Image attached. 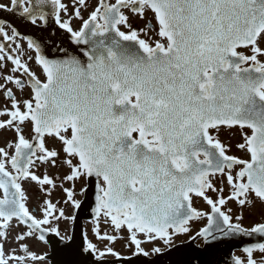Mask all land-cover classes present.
<instances>
[{
    "label": "snow or ice",
    "instance_id": "1",
    "mask_svg": "<svg viewBox=\"0 0 264 264\" xmlns=\"http://www.w3.org/2000/svg\"><path fill=\"white\" fill-rule=\"evenodd\" d=\"M87 8L0 0V12L35 26L22 36L0 18V41H26L0 42V130L16 133L0 147V264H52L56 249L82 257L72 264H134L150 255L144 244L172 245L197 220L206 224L192 241L227 246L231 264H264V212L244 222L246 209L264 206V0H97L85 18ZM236 130L248 158L221 139ZM25 184L40 195L36 211ZM57 189L63 200L51 199ZM85 207L103 248L86 231L73 248ZM14 227L18 246L7 250Z\"/></svg>",
    "mask_w": 264,
    "mask_h": 264
},
{
    "label": "rangeland",
    "instance_id": "2",
    "mask_svg": "<svg viewBox=\"0 0 264 264\" xmlns=\"http://www.w3.org/2000/svg\"><path fill=\"white\" fill-rule=\"evenodd\" d=\"M65 2H70V0H65ZM113 2H114V0H113ZM96 3H97V0H88V8H87V10L82 9V14L84 15L85 18H87L89 13L96 6ZM138 21L142 22V24H138V27L139 26L144 27L145 21L141 20L139 18L133 19L132 23L135 25ZM79 24H80L79 20H76V19L73 20V25L74 26L78 27ZM8 66L10 67L11 64H8ZM32 68H33V70H35L37 72L39 71L34 63H32ZM20 95L21 94L18 92L17 96H20ZM23 95H24V97H28L29 96V92L26 90L23 93ZM5 102L6 101H5L4 96L2 94H0V106H3L5 104ZM0 119H6V117H0ZM24 134L26 136H28L29 138L31 137V128H30V126L26 127ZM15 139H16V133L14 131H11V130H0V145L2 147H4L10 141H15ZM221 139L226 144H228L230 146V149H231L230 154L237 155V156L242 157V158H248V155L245 152H243V151H241V150L236 148V144L243 142L242 138H241V135H240L238 130L235 131V134H232V133H229V132L222 133L221 134ZM53 143H55V141L48 140L49 146H51ZM64 171H65L64 169H60V170L50 169L49 170L50 173H57V174H60V175H62ZM26 186H28V185L26 184ZM27 189L29 191H32V193H36L37 192L36 188L32 189L30 187H27ZM225 194H227V187L226 186H225ZM210 195L215 197L216 194L215 193H210ZM39 197H40V195L39 196H35L34 195V201L35 202L32 205L33 209L34 208L37 209V206L39 204V201H38ZM63 198H64V194L59 189L55 190L53 192V194H52V197H51V199H53L54 201L55 200H63ZM195 206H196V208H198L200 210L210 211L209 205H207L206 202L204 200H201L200 198H196L195 199ZM228 207H231L234 212H238V208H237V205L235 203H231L230 202ZM67 210L71 211V209H67ZM262 212H264V206H261L260 204H257L256 207L251 209V210L246 209L245 212H244V215H245V221L244 222H245V224L246 225H252L253 223L260 221ZM205 224H206V220H197V221L191 222L190 223V227H191L190 234H181V235H178V236H174L173 237V244L172 245H165L164 244V247L168 248V249H171V248H173L174 246H176L178 244L187 243L188 241L191 240L190 236H194L196 234V232L201 227H203ZM93 228H94V226H90L89 227V234L91 236L90 240L93 243H96L101 248H103L106 244L110 243L108 241L97 240V238L95 237V235L93 233ZM19 231H21V228H19V227H14L11 230L8 242L5 245L7 250H11V249L17 248L18 242L15 240V236H16V234ZM101 231L102 232L106 231L109 234H113L112 233V228L109 225H105L103 223V220H101ZM117 235L119 236L120 234H117ZM123 235L127 236V233L125 232V233H123ZM29 243L32 245V248H33L34 251H37V252H40V253L49 252V248H47L43 244H40V243H38L36 241H29ZM198 245L202 246L203 242L202 241L198 242ZM113 246H114L115 249L120 251L121 254L124 255V256H131L132 252L134 251V248L130 249V248L126 247V240H124V239H118L117 242L115 243V245H113ZM237 255H241V253H238Z\"/></svg>",
    "mask_w": 264,
    "mask_h": 264
},
{
    "label": "water",
    "instance_id": "3",
    "mask_svg": "<svg viewBox=\"0 0 264 264\" xmlns=\"http://www.w3.org/2000/svg\"><path fill=\"white\" fill-rule=\"evenodd\" d=\"M5 16H7L10 21L16 20L17 24L19 25L18 30L21 32L22 36L31 34V32L35 31V26H32L31 28L27 27V22L25 21L21 23V18L13 16L12 14L0 12V18ZM0 42H4L12 48V43L8 41ZM79 216L80 219L76 230V242L73 246L74 249H78L80 244L83 242L81 232L84 231L85 224H89L90 222L94 221L91 207H85L82 209L79 213ZM200 241L203 242V240L197 238L196 241L191 240L187 243L177 245L167 252L155 256L154 258H132L134 264H194L196 260H198L200 264H231V257L227 255V246L214 243L213 247L205 249L203 245H198V242ZM80 259H82V257L75 254L74 252L68 253L61 251L60 249H56V251L53 253L52 264H72V262L78 261Z\"/></svg>",
    "mask_w": 264,
    "mask_h": 264
},
{
    "label": "built area",
    "instance_id": "4",
    "mask_svg": "<svg viewBox=\"0 0 264 264\" xmlns=\"http://www.w3.org/2000/svg\"><path fill=\"white\" fill-rule=\"evenodd\" d=\"M28 186H26V184L24 185V187H25V189H26V191H27V194H28V196H29V207H30V209H32V210H34V211H36L37 209L36 208H32V205H33V203L35 202L34 201V195L35 196H39V193L38 192H36V193H32V191H29L28 189H27V187H30V188H32V189H34V188H36L35 187V185L34 184H27ZM34 187V188H33ZM38 201L40 202V197H39V199H38ZM38 214V213H37ZM95 227V226H94ZM90 236V235H89ZM149 253H150V255L149 256H153V255H155L156 253H154L153 251L151 252V250H147ZM163 251V250H162Z\"/></svg>",
    "mask_w": 264,
    "mask_h": 264
},
{
    "label": "flooded vegetation",
    "instance_id": "5",
    "mask_svg": "<svg viewBox=\"0 0 264 264\" xmlns=\"http://www.w3.org/2000/svg\"><path fill=\"white\" fill-rule=\"evenodd\" d=\"M8 64H11V62H8ZM19 91H17V93H18Z\"/></svg>",
    "mask_w": 264,
    "mask_h": 264
}]
</instances>
